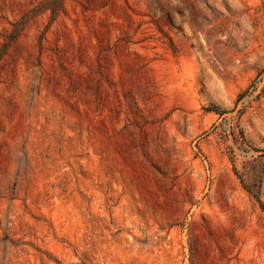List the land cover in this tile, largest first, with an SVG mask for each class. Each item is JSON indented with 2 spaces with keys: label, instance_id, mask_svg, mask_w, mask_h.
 Instances as JSON below:
<instances>
[{
  "label": "rangeland",
  "instance_id": "rangeland-1",
  "mask_svg": "<svg viewBox=\"0 0 264 264\" xmlns=\"http://www.w3.org/2000/svg\"><path fill=\"white\" fill-rule=\"evenodd\" d=\"M264 264V0H0V264Z\"/></svg>",
  "mask_w": 264,
  "mask_h": 264
},
{
  "label": "trees",
  "instance_id": "trees-1",
  "mask_svg": "<svg viewBox=\"0 0 264 264\" xmlns=\"http://www.w3.org/2000/svg\"><path fill=\"white\" fill-rule=\"evenodd\" d=\"M60 264V263H59Z\"/></svg>",
  "mask_w": 264,
  "mask_h": 264
}]
</instances>
